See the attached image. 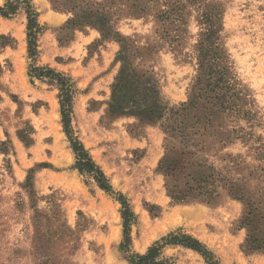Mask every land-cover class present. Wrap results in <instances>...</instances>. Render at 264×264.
<instances>
[{
	"label": "rangeland",
	"instance_id": "obj_1",
	"mask_svg": "<svg viewBox=\"0 0 264 264\" xmlns=\"http://www.w3.org/2000/svg\"><path fill=\"white\" fill-rule=\"evenodd\" d=\"M7 2L18 6L0 14V264H131L128 257L155 244L156 262L208 264L194 250L165 245L169 235L195 239L217 264H264V0H204L219 25L233 110L208 122L197 106L185 117L194 127L176 136L161 121L113 111L112 85L127 69L163 105L187 102L206 27L199 8L188 4L166 36L170 22L156 18L161 0H138L143 13L121 1L104 36L48 0L0 7ZM27 7L39 26L34 57ZM34 69L73 85L68 127L56 81L37 79ZM76 142L109 192L95 171L75 169ZM120 196L133 214L126 252Z\"/></svg>",
	"mask_w": 264,
	"mask_h": 264
},
{
	"label": "trees",
	"instance_id": "obj_2",
	"mask_svg": "<svg viewBox=\"0 0 264 264\" xmlns=\"http://www.w3.org/2000/svg\"><path fill=\"white\" fill-rule=\"evenodd\" d=\"M53 9L72 12L75 18H80L84 22L97 24L104 36L108 34L107 24L112 16V6L118 2H123L128 10L134 9L135 12L143 13L146 6L138 4V0H48ZM150 1V0H141ZM157 2V0H155ZM27 2V1H25ZM28 3V2H27ZM164 9H159L156 18L162 24L170 22L168 25L163 24L165 35L167 29L176 20L182 19V12L188 4L199 8L201 22L206 26L204 32L200 34V40L197 44L196 54V75L190 87L187 102L182 103L179 107H167L160 103L158 92L152 85L144 84L140 78L129 72L127 69L121 70L112 85L111 109L115 112H122L144 118L148 121H161L165 131L171 136L182 135L186 128L192 129L194 124L187 125L185 117L191 110L201 106V118L211 121L213 117L224 110H233L232 99L234 91L231 87L230 78L226 65L223 62L221 49L217 45V33L219 25L214 18L215 13L212 10L208 12V4L204 0H161ZM18 3L7 2L3 8L0 7V14L8 16L12 14ZM26 11L27 17V37L28 53L30 57L36 55V35L39 32V26L36 22V14L29 10ZM126 57V55H124ZM39 72L37 79L50 77L55 80L60 92V106L62 110V119L66 127L69 126V112L64 110L66 103L68 108L73 95V85L68 78L62 74L54 73L50 69H34ZM197 115L193 116L195 118ZM199 118H196L197 123ZM73 151L80 158L75 164V169L83 173H92L95 171V179L98 186L105 192L110 191L106 185V180L102 171L92 162L82 146L76 142L73 145ZM105 182V183H104ZM124 212L122 213L124 226L125 243L120 245V249L126 252L129 243V224L132 221L133 214L122 196L119 197ZM165 245H181L198 252L208 264H217L211 262L212 255L198 241L187 235H169L164 238ZM164 245V246H165ZM159 245L155 244L150 247L144 255H135L128 257L131 264H162L156 262Z\"/></svg>",
	"mask_w": 264,
	"mask_h": 264
},
{
	"label": "bare ground",
	"instance_id": "obj_3",
	"mask_svg": "<svg viewBox=\"0 0 264 264\" xmlns=\"http://www.w3.org/2000/svg\"><path fill=\"white\" fill-rule=\"evenodd\" d=\"M175 215H176V214H175ZM177 219H178V217H177ZM171 220H173V219H171ZM175 221H176V219H175ZM175 221H174V222H175ZM177 223H178V222H177ZM134 246H135V245H134Z\"/></svg>",
	"mask_w": 264,
	"mask_h": 264
}]
</instances>
